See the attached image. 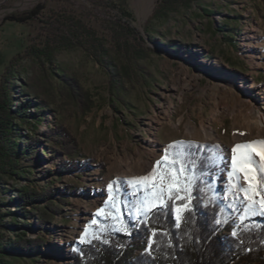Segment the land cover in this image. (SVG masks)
<instances>
[{
    "label": "rangeland",
    "instance_id": "1",
    "mask_svg": "<svg viewBox=\"0 0 264 264\" xmlns=\"http://www.w3.org/2000/svg\"><path fill=\"white\" fill-rule=\"evenodd\" d=\"M157 1L0 0V75L8 60L23 49L32 30L30 23L6 21L5 16L23 14L39 3L73 11L102 36L110 32L113 20L120 22L125 27L120 33L121 50L113 45L112 58L119 65L130 63L138 72L136 81L129 86L126 104L118 106L109 93V76L95 59L79 47L60 52L52 67L56 64L75 72L92 99L91 108L82 112L75 104L54 96L58 86L55 76L28 65V81L37 82L38 100L54 99V104L42 112L47 119L36 134L42 144L38 147L40 162L32 176V187L41 190L51 186V197L60 210L41 228L32 225L26 229L19 217L18 230L25 231L31 241L42 240L40 251L19 264L65 260L72 243L98 226L110 200V180L147 174L162 158L164 147L175 140L218 143L224 166L220 184L228 180L248 187L244 174L232 165L233 155L239 158L246 150H232L238 144L264 142V137L249 124V105L230 100L215 79L222 75L244 78L245 87L253 85L261 94L257 103L264 106V0H197L165 20L148 22ZM147 25L157 32L152 37L146 31ZM135 49L144 50L146 57L138 59ZM16 85L18 103L26 95L20 91V83ZM30 110L34 111V107ZM49 123L64 125L76 137L81 171L58 169L64 156L46 149L49 144L40 134ZM31 128L23 125V134L30 135ZM253 147L259 151L264 145L257 143ZM116 163H122V172H110ZM251 167L250 175L255 177ZM230 172L234 173L231 178ZM19 182L17 187L27 180ZM261 196L264 195L255 196L258 211H264ZM242 198L244 201V194ZM34 221L35 216L28 219ZM8 237L15 238L11 233Z\"/></svg>",
    "mask_w": 264,
    "mask_h": 264
},
{
    "label": "trees",
    "instance_id": "2",
    "mask_svg": "<svg viewBox=\"0 0 264 264\" xmlns=\"http://www.w3.org/2000/svg\"><path fill=\"white\" fill-rule=\"evenodd\" d=\"M196 1L158 0L148 22L165 20ZM5 20L32 25L25 46L8 60L0 75V264H19L40 251L42 241H31L25 231L18 230L19 217L24 228L32 225L41 228L54 220L60 210L51 197V186L41 190L32 187V176L40 162L38 147L42 144L36 134L47 119L42 112L54 104V99L38 100L37 82L28 81V65L55 76L58 86L54 96L75 104L82 112L91 108L92 99L75 72L56 64L52 67L60 52L79 47L95 59L109 76V93L118 106L126 104L129 86L136 81L138 72L130 63L119 65L112 58L113 45L121 50L120 33L125 28L118 21L113 20L110 32L102 36L73 11L42 3L23 14H8ZM146 31L151 37L157 33L148 25ZM228 35L234 38V34ZM134 52L138 59L146 57L142 49ZM17 82L26 98L15 103ZM31 106L34 111L30 110ZM23 125L33 126L30 135L23 134ZM40 134L49 144L46 149L64 156L59 170L81 171L79 145L68 128L49 123ZM176 142L180 143L168 148ZM178 150L184 153L183 162L198 177L188 194L190 199L173 200L168 207L153 210L147 216L143 211L137 214L136 207L150 193L133 195L135 187L129 182L148 175L152 169L140 176L115 177L109 182L110 200L103 208L98 226L85 231L72 243L65 260L53 264H264V215L257 211L240 218L245 203L241 201L243 193L237 190L239 184L219 181L224 169L221 146L215 142L180 139L167 144L162 157L168 152L171 161ZM254 159L256 163L251 166L255 169V188L264 195L261 172L264 160ZM22 179L27 183L17 187ZM185 203L191 211L184 210ZM33 216L35 221L28 222ZM216 220L222 222L217 225ZM10 233L15 237L13 240L8 237Z\"/></svg>",
    "mask_w": 264,
    "mask_h": 264
},
{
    "label": "snow or ice",
    "instance_id": "3",
    "mask_svg": "<svg viewBox=\"0 0 264 264\" xmlns=\"http://www.w3.org/2000/svg\"><path fill=\"white\" fill-rule=\"evenodd\" d=\"M179 143L180 142H176L169 145L168 148L172 149ZM257 143L264 145V142H250L245 145L238 144L232 150L233 153H236L239 149L246 150L240 154L239 158H237L236 155H233L232 158L233 168L237 169L238 166V171L243 173L244 178L248 181L247 188L243 187V185H237L238 192H242L245 197V200L242 202L246 203V207L243 209L244 215L241 219H244L249 215H254L258 211L255 196L259 195V192L254 187L253 182L255 177L250 175L253 171L251 165L256 163L254 154L260 156V158L264 160V148L258 151L253 147V145ZM173 155L175 158L170 161L169 153L165 152L160 160L155 161L151 173L145 176L135 177L129 182L130 185L135 187L133 195H138L141 192L150 193V195H146L144 200L140 202L138 207H136L135 210L137 211V214L143 211V214L147 216L153 210L159 211L162 208L168 207L173 200L183 202L190 199L188 194L190 193L194 181H196L198 177H196L194 171H191L188 165L183 162L184 153L182 151L178 150ZM161 166H164V168L158 172L157 170L160 169ZM194 167L195 166L193 165V168ZM261 172L264 173V170H261ZM233 175V172L229 173L230 178ZM109 190H112V185H109ZM166 192L167 201L164 199ZM249 192H251V195H249ZM181 193H185V195L182 196ZM260 204L261 206H264V196H261ZM183 208L186 211H191L186 203L183 204ZM99 211H102V209L98 210V212ZM176 211L179 213L180 209L177 208ZM260 214L264 215V211H261ZM176 218L177 221H179L180 216L177 215ZM215 222L219 225L222 221L216 220ZM93 223H95V221ZM232 235L235 236L236 232L234 231Z\"/></svg>",
    "mask_w": 264,
    "mask_h": 264
},
{
    "label": "bare ground",
    "instance_id": "4",
    "mask_svg": "<svg viewBox=\"0 0 264 264\" xmlns=\"http://www.w3.org/2000/svg\"><path fill=\"white\" fill-rule=\"evenodd\" d=\"M216 85L224 88L230 100H241L249 105L248 114L251 115L249 124L254 125L260 131V136L264 137V106L259 105V92H255L253 85L246 86L244 78L237 79L235 76L222 75L221 78L215 79ZM245 93L246 96H242ZM122 163L114 164L110 172L120 173Z\"/></svg>",
    "mask_w": 264,
    "mask_h": 264
}]
</instances>
